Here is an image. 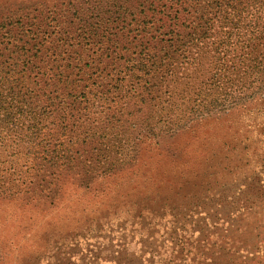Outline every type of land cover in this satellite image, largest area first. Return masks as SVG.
I'll return each mask as SVG.
<instances>
[{
	"label": "trees",
	"instance_id": "1",
	"mask_svg": "<svg viewBox=\"0 0 264 264\" xmlns=\"http://www.w3.org/2000/svg\"><path fill=\"white\" fill-rule=\"evenodd\" d=\"M235 108L259 116L264 147V0L0 12V197H51L70 172L87 184L134 160L142 136ZM243 195L212 220L211 251L199 247L191 264H264V157Z\"/></svg>",
	"mask_w": 264,
	"mask_h": 264
},
{
	"label": "rangeland",
	"instance_id": "2",
	"mask_svg": "<svg viewBox=\"0 0 264 264\" xmlns=\"http://www.w3.org/2000/svg\"><path fill=\"white\" fill-rule=\"evenodd\" d=\"M61 1L0 0V12ZM259 121L248 109L214 112L142 136L134 160L87 184L70 172L51 197H0V264H191L202 246L209 255L212 220L257 179ZM241 214L251 229L255 216Z\"/></svg>",
	"mask_w": 264,
	"mask_h": 264
}]
</instances>
